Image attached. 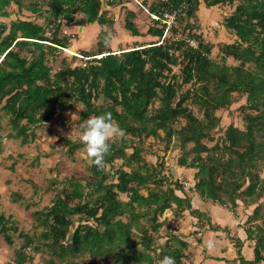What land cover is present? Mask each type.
Masks as SVG:
<instances>
[{
  "label": "trees",
  "instance_id": "16d2710c",
  "mask_svg": "<svg viewBox=\"0 0 264 264\" xmlns=\"http://www.w3.org/2000/svg\"><path fill=\"white\" fill-rule=\"evenodd\" d=\"M14 1L19 9L37 12L45 23L23 17L9 23L0 20V106L9 115L13 130L27 141L31 125L51 120L56 112L65 111L68 100L76 99L83 105L81 120L110 112L125 134L157 136L163 130L169 139L176 136L183 149L178 163L195 170L194 189L204 200L233 211L239 200L246 207L253 206L242 225L246 237L232 238L236 248L233 261H264V0L154 1L150 10L155 13L181 9L176 25L167 33L164 25L150 19L147 36L155 41L136 42L132 48L115 52L105 47L103 36L107 30L101 29L96 48L80 52L89 57L85 66L81 63L84 58L75 65L64 61L56 71L47 55L68 45L62 28L104 25L110 20L106 11L109 6H127L125 28L134 36L142 35L136 11L129 6L131 0H47L46 10L40 9L37 1L24 5L21 0H0V17L11 16L8 8ZM234 3L224 19L234 40L219 47L222 60L218 61L211 57L214 43L198 32L200 26L192 19L202 5L209 8ZM77 13L82 17H76ZM188 38L197 45H191ZM227 57L239 64H228ZM179 64L181 75L173 73V67ZM186 85L190 87L184 89ZM236 93L246 95L242 105L245 127L231 123L222 140L209 145L205 139L213 140L211 132L220 123L215 111L232 105ZM100 97L103 102H97ZM192 106L199 108L202 117L194 113ZM181 119L184 124L176 127ZM126 141L112 143L105 157L106 165L124 159L129 168L116 169V182L107 183V171L90 165V180L83 184L80 179H68L51 205L34 212L44 226L42 238L62 261L68 253L89 252L98 257L110 256L108 264H157L156 259L165 255L174 257L176 264H187L189 258L188 264H202L195 261L191 242L177 231L167 235L160 251L152 249L153 232L166 220L159 221L158 216L167 209H175L176 217L188 211L201 229L229 232V227L213 223L206 212L195 208L188 190L181 195L176 191H184L183 187H165L158 165L143 159L138 148L127 154ZM142 188L148 189L147 194L141 192ZM120 193H126L128 200ZM76 215L81 220L69 240ZM141 218L150 226L143 225ZM89 219L96 225L88 223ZM11 229L18 228L0 216V235L13 245ZM20 234L25 243L16 251V259L6 264H35L26 249L32 246L39 251L40 246L29 234ZM246 240L253 244L252 259L243 254ZM200 241L197 238L194 247ZM150 249L156 255L148 252Z\"/></svg>",
  "mask_w": 264,
  "mask_h": 264
},
{
  "label": "rangeland",
  "instance_id": "374dc122",
  "mask_svg": "<svg viewBox=\"0 0 264 264\" xmlns=\"http://www.w3.org/2000/svg\"><path fill=\"white\" fill-rule=\"evenodd\" d=\"M21 1L24 5L31 1H37L40 9H48L47 0ZM154 1L158 0H142V3L150 10V6ZM238 2L239 0L235 1V3ZM235 3L234 5H217L209 8L206 5H202L199 7L194 19H192L196 23L195 25L199 24L200 26L198 32L201 31L206 40L214 43L211 57L218 61L222 60L219 47L223 43L232 42L234 40V36L223 29V25L225 17L234 9ZM137 4L140 5L139 3ZM117 7L119 8V12H121L119 19L115 20L114 11L111 9L106 10L110 20L104 25L99 24L100 27L97 33L99 34L101 29H106L107 32L111 31L116 37V40L109 48L112 49V51L120 52V50H127L136 46V41L139 42L142 39L133 40L132 38L134 37H130L132 35L131 32L125 28L124 19L126 10L128 9L127 6ZM118 8L116 9L118 10ZM130 9H137V18H142V26H144L143 24L146 20L147 24H151L149 17L147 16L146 18L147 12H145V8L142 6L139 8L136 4L130 3ZM8 10L11 12V16L0 17V20L9 23L16 17H23L45 23L44 17L39 16L37 12L26 9V7L19 9L15 1ZM76 17H82V14L77 13ZM89 27L90 28H87L88 31L92 32L93 29L98 26L90 24ZM84 31L82 25L65 26L62 28V35L67 36L69 39L66 48H69L71 51L59 47L54 54L47 55L48 62L52 66L53 71L63 67L65 64L64 61H67L70 65H75L81 61V58L73 53L96 48L98 34L95 38V35L90 36L89 33V37L86 38L85 35L87 34H85ZM142 33V35H148L145 31ZM128 35L130 36L128 37ZM147 37L150 40L145 39L143 40L144 42L155 41V38L151 36ZM92 38H95L96 41L94 42ZM22 53L27 54V51H23ZM226 61L228 64H239V61L235 60L233 57H227ZM173 73L181 75V64L173 67ZM188 87L190 86L186 85L184 89H188ZM97 102H103V98L100 97ZM245 103L246 95L236 93L234 94L232 105L215 111L220 117V123L211 132L213 140L205 139L209 145H213L217 140H222L229 124L233 123L241 128L245 127L242 111V105ZM158 104L159 101L157 100L156 105ZM82 109V103L76 99L68 100L67 108L63 113L56 112L51 120L31 125L27 132L28 140L24 141L23 136H21L17 130H13L9 115L6 114L0 106V216L6 218L8 225H13L18 228L17 230H10L14 240L13 245H10L4 239L3 235H0V264H6L16 259V251L22 248L25 243L24 237L20 234L21 231L32 236L35 239L34 244L40 246L39 251H35L32 246L26 249L27 253L32 255L33 263L35 264H44L48 260H53L54 264H108L111 260L110 256L98 257L86 252L75 255L68 253L65 260L62 261V259L55 255L53 250L47 246V240L42 238L41 233L44 230V226L39 223L34 215L35 211L41 210L52 204L55 196L63 189L68 179L77 178L80 179L83 184L91 179V164L88 162L82 150L83 146L78 139L79 124L83 121L80 116ZM192 110L195 114L202 117V112L199 108L192 106ZM73 115H77L79 118ZM24 122L25 121L22 123ZM184 122L185 120L181 119L175 126H181ZM124 139L125 141L127 140L124 146L127 154L131 153L135 148H138L143 159L149 163L158 165V168L161 169L160 176L164 181L163 184L165 187H183L184 191L178 189L176 192L182 195V192L186 194L187 192L185 191L188 190L189 194L193 195V197H197L199 202L194 201L195 204L207 205L205 202L201 201L204 199L194 189L195 170L193 168L181 166L178 163L179 157L183 154V149L176 136L169 139L166 137V133L163 130H159V135L157 136H145L141 133L132 135L127 133L123 137L116 138L115 142ZM124 163V159H116L113 163L107 164V183L117 181V175L115 173L117 168L125 167L129 169ZM141 192L147 194L148 189L142 188ZM16 194H18V196ZM15 197L18 198V200L14 201ZM95 197L96 194H93L91 198L94 199ZM120 197L124 200H128L126 193H120ZM238 202L239 204L235 211L224 206V208H226L224 211H230L234 218L231 220V227L229 224H220L221 227H229V232L221 230L218 234H210L208 237L202 236L205 244L209 240L215 242V247L213 249H208L204 245V250L206 249L205 253L217 257H224L223 259L227 257L229 260L231 256L236 253L232 238L238 235V231L243 227L244 220L251 212V209H253V206L246 207L242 201L239 200ZM174 210L175 209H167L163 214L158 216L159 221L166 220L163 227L153 232L155 238L152 249L160 251L161 247L166 242L167 235L173 234L175 231H177L181 237L187 236H184L183 232H185V234L194 232L193 230L195 229L190 222L193 218H190V214L185 211V217L183 215V218L176 217L174 215ZM122 218L126 220L125 217ZM74 220V225L70 227L68 234L69 240L81 218L79 215H76ZM234 220L236 222H234ZM87 222L96 225L93 219H89ZM140 222L145 226H150L145 218H141ZM177 226H179V228H177ZM148 252L152 255L156 253L151 249L148 250ZM249 252L250 256L253 257L252 248ZM190 260L189 258V260L186 259L185 261L188 264ZM156 261L158 262V259H156ZM26 264H29V262Z\"/></svg>",
  "mask_w": 264,
  "mask_h": 264
},
{
  "label": "crops",
  "instance_id": "0c3cea01",
  "mask_svg": "<svg viewBox=\"0 0 264 264\" xmlns=\"http://www.w3.org/2000/svg\"><path fill=\"white\" fill-rule=\"evenodd\" d=\"M130 3L136 4V6H138L139 8L141 7L134 0H131ZM129 6H130V4H129ZM116 8H118V7L117 6H109V7H107L108 10L111 9L112 11L115 12V20H118L119 17L121 16V12H119V8H118V10ZM135 11H136V13L138 12L137 9ZM145 12H147V11L145 10ZM147 16L149 17V19H151L149 13L146 14V18H147ZM136 22H137V26H138V28H139V30H140L141 33L144 32V31L147 32L148 27H149V24H147V20L144 22V24H143L144 26H142V18L141 17L140 18H137V15H136ZM93 25L94 26L96 25L98 27H95L92 32H89L88 29H87V28H90L89 25L82 26V28L85 30L84 33L88 35L87 36V35L84 34L86 36V38L89 37V33H90V36H94L95 35V38L97 37V34H98L97 31H98V28L100 27V25L98 23H94ZM143 27H144V29H143ZM223 29L225 31H227L225 25H223ZM129 36L130 35H128V37ZM130 37H134L132 39L135 40V41L142 39L141 41H139V43H142L143 40H145V39L146 40H150L145 35H136V36L131 35ZM95 38H92L94 42L96 41ZM136 42H138V41H136ZM68 50H70V49H68ZM120 51H122V50H120ZM115 52H117V51H115ZM190 196H191V198L193 200L192 201L193 206L195 208H199L200 210L206 212L209 216H211L213 223H218V224H222V225L229 224V226L230 225L232 226L231 220H232L233 216H232V214H231L230 211H226L228 214L224 211L226 209V208H224V206H222V205H220V204H218L216 202L210 201V200H205V201L204 200H201L202 202H205L207 205L197 204V203L195 204V202L198 201L197 200V197H193V195H191V194H190ZM251 211H252V209H251ZM184 214H186V212L183 213V216L185 217L186 215H184ZM188 214H190V213L188 212ZM183 216H182V218H183ZM191 217L193 219L190 220V222L192 224V227L195 229V230H193L194 232H192L191 234L190 233L189 234H185V232H183V231L182 232L184 233L183 234L184 236L187 235L185 237L188 239L189 242H191L190 248L195 253V261L196 262H202V264H236V262H234L232 260L236 256V253H234V255L231 256V259L230 260L227 257L225 259H223L224 257H220V256L217 257V256L210 255L209 253H205L206 252V250H204L205 243H204V241L202 239V236L203 237L204 236H207L208 237V235H210V234H218L221 231L201 229L199 226H197V218L194 217V216H192L190 214V218ZM234 217H235V215H234ZM234 222H236V221L234 220ZM178 228H179V226H178ZM180 229H181V227H180ZM238 236H240L243 239L246 237V234H245V231H244V228L243 227H241L240 231H238ZM197 238H201V241H200V243H198L194 247V243L197 241ZM251 248H252V242L250 240H246L245 243H244V247H243V254L248 259H252L253 258L252 256H250V252H249L251 250ZM259 264H264V261L260 262Z\"/></svg>",
  "mask_w": 264,
  "mask_h": 264
},
{
  "label": "clouds",
  "instance_id": "9594fccd",
  "mask_svg": "<svg viewBox=\"0 0 264 264\" xmlns=\"http://www.w3.org/2000/svg\"><path fill=\"white\" fill-rule=\"evenodd\" d=\"M116 40V37L111 31H108L103 36L105 47L111 46ZM77 118L79 116L73 115ZM124 130L119 127L116 121L113 120L110 112H102L98 115L83 119L79 124V142L83 146V152L88 162L95 166L98 171H104L107 168L105 157L110 153L112 143L116 138L123 137ZM205 247L213 249L215 242L209 240ZM157 264H176L174 257L165 255Z\"/></svg>",
  "mask_w": 264,
  "mask_h": 264
},
{
  "label": "built area",
  "instance_id": "2783aa9c",
  "mask_svg": "<svg viewBox=\"0 0 264 264\" xmlns=\"http://www.w3.org/2000/svg\"><path fill=\"white\" fill-rule=\"evenodd\" d=\"M134 1H136L143 8H145L147 13H149L151 19H155V20L159 21L161 25H164L166 33L169 30H171L174 25H176L178 15H179L181 9H172L171 11L165 10L163 13H155V12H152L151 10H149V8H147L146 6H144L142 3V0H134ZM188 41L191 45H197V41H195L194 39L188 38ZM63 49L68 50L69 48L63 47ZM73 54H77V56H79L81 59L84 58V60L81 63L83 64V66L86 65V60L89 57H84V55H82L80 52H76ZM98 56H101V55H98Z\"/></svg>",
  "mask_w": 264,
  "mask_h": 264
}]
</instances>
